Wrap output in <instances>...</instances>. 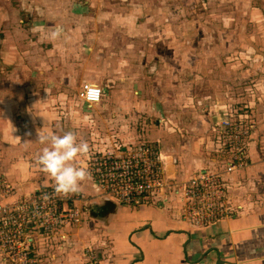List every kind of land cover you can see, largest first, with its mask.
<instances>
[{
    "label": "rangeland",
    "instance_id": "374dc122",
    "mask_svg": "<svg viewBox=\"0 0 264 264\" xmlns=\"http://www.w3.org/2000/svg\"><path fill=\"white\" fill-rule=\"evenodd\" d=\"M167 3L169 5L155 9L154 13L148 17V21L128 19V15L121 9H112L107 13L101 12L96 26L104 30V37L81 38L80 43H85L82 44L84 46L82 49L77 48L76 42L67 46V42L64 43L65 36H60L56 40L44 36L36 39L29 37L32 24L24 21V18L28 16L25 11V6L29 7L28 0H0V117L4 114V117H1L2 121L0 120V177L4 175L2 169L15 170L12 177L5 175L6 185L18 184L22 174L28 172L30 170L28 167L32 165L29 171L31 181L44 185L49 182L53 187L52 181H48L47 176L35 167L31 152L35 153L37 150L28 148L27 144L31 142L34 135L29 130L28 124L23 121V118L27 117L20 112H24L28 106V101L31 99L29 95L45 93L46 86L31 87V81H63L62 74L65 75V73L66 75L72 73L71 81L77 82L75 91L82 81H87L90 77L101 79L105 84L104 93L108 91L115 104L114 108L127 106L123 114L129 116L128 124L118 127L116 123H112L111 126L122 135V140L114 130L111 131L113 140L129 143L131 149H137L141 146H150L154 140L161 142L179 133L181 139L176 145L174 140H171L169 144L161 142L166 147L164 154L168 170L172 167L171 165H175L176 154L183 156L190 151L204 157L213 152L217 146L224 144L225 141L219 133L218 126L214 125L217 121L212 122L213 130L208 126L209 120L207 123H201L202 117H198L195 122L196 126H202L199 129L201 135L195 142L191 141L193 136L189 131L191 127L186 117L192 120L195 112L200 114L201 110L205 109L207 103L196 104L197 99H206L208 96L207 100H214L211 94L215 88L219 90L220 86L213 81H221L218 74L226 73L232 76L243 67L244 62L249 64L264 62V0H168ZM110 29L114 31L109 32ZM48 40L51 44H46ZM34 41L35 43L32 44ZM93 41H101V46L93 44ZM46 45H48L47 49ZM67 48L68 51H66ZM90 48L95 52L89 53ZM44 50L54 51V53H47V57ZM99 50L102 51L100 55ZM50 54L52 56H49ZM101 57L112 58L108 59L106 65L108 70L100 69L98 61ZM83 58L87 59L86 63L82 60ZM127 58L130 61L129 67L119 69L121 63L117 64L116 61ZM263 77L264 68L260 67L253 79L247 80L252 81L251 83L246 84V81H243V84L234 92V96L243 99L241 102L235 101L233 105L230 103L232 107L228 115L234 123L240 122L247 126L253 123L255 126L261 120L259 117L264 115V99L258 101L260 98L258 96L261 95H258L257 91L260 90L259 93L263 94ZM153 81H157V85ZM208 81L214 85L210 91L207 89ZM260 82L263 85H259ZM81 87L82 85L80 89ZM189 88H194L193 96L191 99L187 98L185 102L181 101L182 108L177 110L174 105L178 103V100L183 99V95L186 94L184 91H188ZM137 89L141 92L138 96ZM75 91H69L71 99ZM154 91L156 92L153 96ZM205 92H207L206 95ZM148 94L150 96L147 97ZM17 95L21 96L17 97ZM125 96L129 99L126 100ZM221 97L225 96L220 95L219 98ZM154 100L161 104L159 112L166 115L160 118L161 124L155 118L144 121V116L140 122L131 120L133 114L130 110L150 109ZM39 103L40 106H45L44 102ZM170 111L180 114L182 118L179 119L173 113L169 115ZM87 112L92 113L91 110ZM149 114L155 115L154 112ZM240 116L243 117L242 120ZM19 127L23 129L20 132ZM9 129L14 130L12 134L18 136L19 142L15 145L10 143ZM91 129L102 132L97 126ZM91 129L86 131L90 132ZM88 132L82 133L86 134L84 138L88 144L90 135L92 145L102 144L105 140V136L98 137L100 133L93 132L89 135ZM37 146L39 148L37 154H39L43 145ZM227 150L230 154L228 146ZM77 160L79 164H82L85 157H78ZM89 160L90 157L87 156L86 162ZM83 167L90 170L91 164ZM90 181L95 183L93 179ZM256 185L257 182L244 181L242 190L250 187L254 193H258ZM48 189L50 188L46 190ZM15 192L16 188H13V193ZM80 200H83L78 205L81 209L80 223H74L71 227L69 239L72 242L69 246H62L63 249L74 245L75 236L79 233L77 230L83 227L86 221V213L83 214V212L93 201L88 199L87 195L81 196ZM91 230L93 239L104 238L105 234L103 236L102 232L105 231L101 226L94 224ZM75 247L77 251L82 250L88 258L90 251L94 252L90 246H86L85 249L81 242L75 244L74 249ZM68 251L69 249L55 254L57 260H64L61 258ZM102 254L103 251H100L98 256Z\"/></svg>",
    "mask_w": 264,
    "mask_h": 264
},
{
    "label": "crops",
    "instance_id": "0c3cea01",
    "mask_svg": "<svg viewBox=\"0 0 264 264\" xmlns=\"http://www.w3.org/2000/svg\"><path fill=\"white\" fill-rule=\"evenodd\" d=\"M167 1L124 0L119 5H111L108 0H28L29 7L25 6L28 16L24 18V21L32 24L28 36L33 39L43 36L49 38V34L59 26L63 29L61 36H65L64 43L67 42V46H71L76 42L77 48L83 49L84 46L82 44L85 43H80L81 38L92 37L93 39L104 37V30L96 26L101 12L107 13L112 9H121L128 15V19L148 21V17L154 13L155 9L169 5ZM72 17H80L83 20V25L79 29L68 31L66 30V22ZM113 31V29L109 30V32ZM15 36L17 37L16 34ZM92 43L101 46V41H93ZM46 44L51 43L48 40ZM47 48L48 45H46ZM68 50L67 48L66 51ZM47 51L44 50V54L47 57V53H54V51ZM88 51L89 53L95 52L91 48ZM98 52L100 55L102 51L99 50ZM49 56L52 55L50 54ZM108 59L112 58L109 57ZM108 59L101 57L98 61L100 69L108 70L106 66ZM82 60L86 63L87 59L83 58ZM128 60L127 58L126 60L119 59L116 61L117 64L121 63L119 69L128 68L130 65V61ZM246 63L244 62L241 69L238 70L236 68L238 71L233 73L232 76L226 73L218 74L221 81H213L220 86L219 90L215 88L211 94L214 96V100H207L208 96H206V99H197L196 104H207L200 114L198 112L194 113L192 120L186 117L191 127L189 131H191L193 136L191 141L195 142L196 138L201 135L199 129L202 126H196L195 124L198 117H202L201 123H207L209 120L210 125L208 126L214 130L215 124L213 125L212 122H215L217 118H224L225 114L231 113L232 106L230 103L233 105L235 101L236 103L243 101L241 97L234 96V92L243 84V81H246V84L251 83L252 81L249 82L247 80L253 79L254 74L260 67L264 68V62H260V64ZM227 67L229 68V66ZM77 68H79L78 65ZM62 76H64L63 81L30 82L31 87L41 88L46 86V88L44 94L29 95L31 99L28 101V106L24 112L19 111L27 117L23 118V121L28 124L29 130L34 135L31 138V142L27 143L28 148H34V150L38 151L37 145L39 143L35 142L39 132L62 134L71 130L78 134L79 139L85 141L84 135L86 134L82 133L88 132L86 129L97 126L98 130H102V132L91 129L88 132L89 135L97 132L100 133L98 137L103 138L105 136V140H103L102 144L92 145V137L90 135V152L84 155L85 161L82 164H79L77 160V165L82 167L88 165L89 161L86 162L87 156L92 158L97 150L104 148L106 145H115V141L119 145L124 146V148L131 149L129 143H119V141L113 140L114 137L111 133L113 130L116 131V129L111 127L112 123H116L118 127H124L125 124H128L127 117L129 116L123 114L127 106L115 109V104L107 93L108 91L104 93L103 100L99 105L91 106L82 103L78 99V91L85 81H82L77 91H75L77 82L71 81L72 73H68L67 75L65 73ZM156 82L153 81L155 85H157ZM263 84L262 82L259 83V85ZM213 86L212 82L208 81V91L212 90ZM69 91H75L72 99ZM259 91L257 93L261 96H258L260 97L258 101H263L264 89H262L263 94H260ZM136 92L137 96L141 93L138 89ZM155 92H153V96ZM184 94L183 99L178 100V103L174 105L177 110H181L182 108L181 101L185 102L187 98L191 99L194 94V88H189L188 91L185 90ZM220 95H224L225 97L219 98ZM19 96L21 95H17V97ZM124 98L126 100L129 99L127 96ZM32 100H34V103H32ZM39 102H44L45 106H40ZM152 104L150 109L148 108L144 111L130 110L131 114H133L131 120L140 122L144 116V121L145 119L155 118L161 124L160 118L166 115L159 112L161 111V104L155 100ZM87 110H91L92 113L87 112ZM150 112H154L155 115L149 114ZM82 113L86 114L83 115ZM172 113L173 111H170L169 115H172ZM173 114H175L174 116H178L179 119L182 118L180 114ZM1 117L3 118L4 114ZM239 118L240 120L243 119L242 116ZM259 118L261 120L250 129L248 151L246 154L250 161L248 168L238 176H225L224 178L227 185L226 196L229 198L228 205H230V211L227 215H223L219 221L208 226L193 227L181 218L178 210L180 206L178 204L174 203L172 204L173 206H168L154 199H150L148 202L138 206L129 207L112 198H102L98 193L97 184L91 182L89 179L81 185V191L78 194L72 195L79 198L87 195L88 199H93L90 207L83 212V214L86 213V221L84 222V226L77 230L79 233L75 236L74 245L81 242L85 246V249L86 246H90L91 250H94V252L90 251L92 252L94 261L91 262L88 256L85 257L82 250L77 251L76 247L74 249V245L63 249L59 243V239L56 237L51 243L48 242L44 245L41 251L40 264H43V261H45V264H218L219 261L224 262V264H264V115H261ZM22 130L19 127V132ZM13 131L11 129L8 130V135L13 136L8 137H10L9 140L11 139L10 143L15 145L19 140H17L18 136L12 134ZM116 133L122 140V135L117 131ZM166 139H170V141L174 140L176 145L181 136L179 133H175L172 137H167L163 140ZM163 140H161L162 143ZM157 141L154 140L152 143H161ZM105 142L109 143L105 144ZM37 151L35 153L31 152L33 155L30 153L34 160L33 162L37 158ZM229 161L230 154L225 143L217 146L213 152L204 157L193 154L190 151L183 156L176 154V158H174L175 165L170 164L172 167L169 170L167 168L168 163L165 161L167 168L165 176L168 178V182L177 183L200 173L212 170L223 171ZM31 166L28 167L30 170ZM29 171L22 174L21 181L18 184H9V186L16 188V192L13 193L10 199L32 196L38 190L47 191V188H53L49 182L44 185L31 181L32 178ZM2 172L4 173V179H6L5 175L6 177H12L15 174L14 169L5 168L2 169ZM47 178L49 181V177ZM244 181L248 183L257 182L258 193H254L250 187L242 190ZM44 187L46 188L44 189ZM82 201L80 200L79 205ZM94 224L103 228L105 231L102 232L103 236L105 234L104 238L93 239L91 237L93 233L91 229H93ZM71 232L70 229L66 230L69 237ZM67 249L69 251L61 258L64 260H57L55 254L62 253ZM77 249L79 248L77 247ZM100 251H103V254L98 256ZM0 264L4 263L0 260Z\"/></svg>",
    "mask_w": 264,
    "mask_h": 264
},
{
    "label": "built area",
    "instance_id": "2783aa9c",
    "mask_svg": "<svg viewBox=\"0 0 264 264\" xmlns=\"http://www.w3.org/2000/svg\"><path fill=\"white\" fill-rule=\"evenodd\" d=\"M124 0H108L119 5ZM83 25L80 17L69 18L66 30L73 31ZM85 85L100 90L98 101H86ZM104 82L90 77L82 84L78 99L88 105H99L104 96ZM215 125L230 151V161L223 171H208L177 183L166 178V147L162 143L141 146L135 150L106 145L90 158L91 179L97 184L101 197L112 198L123 205L134 207L154 199L168 206L178 204L184 222L193 227L208 226L219 221L230 211L225 176H238L249 166L247 154L250 126L234 123L228 114L217 118ZM109 142L105 143L108 144ZM247 172V171H246ZM4 180V182H3ZM171 193L170 195H166ZM13 188L0 177V260L4 264H40L41 251L46 243L59 239L66 247L71 240L66 230L80 223V198H59L53 188L38 190L32 196L10 199ZM94 261L92 252L89 254Z\"/></svg>",
    "mask_w": 264,
    "mask_h": 264
},
{
    "label": "clouds",
    "instance_id": "9594fccd",
    "mask_svg": "<svg viewBox=\"0 0 264 264\" xmlns=\"http://www.w3.org/2000/svg\"><path fill=\"white\" fill-rule=\"evenodd\" d=\"M62 33L63 29L57 26L49 34V39L56 40ZM84 96L90 104L95 103L99 99L100 90L93 85H85ZM35 143L43 145L35 160V167L50 178L54 195L68 198L78 194L81 185L91 179L90 170L76 163L78 157L90 152L89 144L71 130L62 134L39 132Z\"/></svg>",
    "mask_w": 264,
    "mask_h": 264
},
{
    "label": "bare ground",
    "instance_id": "6f19581e",
    "mask_svg": "<svg viewBox=\"0 0 264 264\" xmlns=\"http://www.w3.org/2000/svg\"><path fill=\"white\" fill-rule=\"evenodd\" d=\"M170 139L163 140V143H168L169 144Z\"/></svg>",
    "mask_w": 264,
    "mask_h": 264
},
{
    "label": "water",
    "instance_id": "95a60500",
    "mask_svg": "<svg viewBox=\"0 0 264 264\" xmlns=\"http://www.w3.org/2000/svg\"><path fill=\"white\" fill-rule=\"evenodd\" d=\"M217 121V119H215V122ZM218 264H224V262H222V261H219V263Z\"/></svg>",
    "mask_w": 264,
    "mask_h": 264
}]
</instances>
